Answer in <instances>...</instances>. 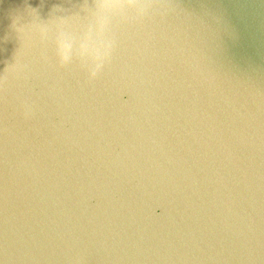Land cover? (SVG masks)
<instances>
[{
	"label": "water",
	"instance_id": "obj_1",
	"mask_svg": "<svg viewBox=\"0 0 264 264\" xmlns=\"http://www.w3.org/2000/svg\"><path fill=\"white\" fill-rule=\"evenodd\" d=\"M0 264H264V0H0Z\"/></svg>",
	"mask_w": 264,
	"mask_h": 264
}]
</instances>
